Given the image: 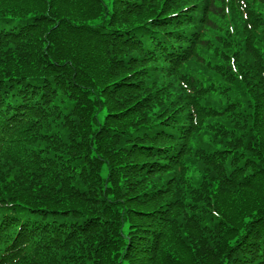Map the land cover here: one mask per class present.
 <instances>
[{
  "label": "trees",
  "instance_id": "1",
  "mask_svg": "<svg viewBox=\"0 0 264 264\" xmlns=\"http://www.w3.org/2000/svg\"><path fill=\"white\" fill-rule=\"evenodd\" d=\"M0 264H264V0H0Z\"/></svg>",
  "mask_w": 264,
  "mask_h": 264
},
{
  "label": "rangeland",
  "instance_id": "2",
  "mask_svg": "<svg viewBox=\"0 0 264 264\" xmlns=\"http://www.w3.org/2000/svg\"><path fill=\"white\" fill-rule=\"evenodd\" d=\"M108 5H111L112 0H104Z\"/></svg>",
  "mask_w": 264,
  "mask_h": 264
}]
</instances>
